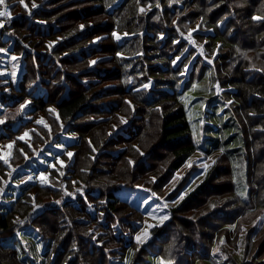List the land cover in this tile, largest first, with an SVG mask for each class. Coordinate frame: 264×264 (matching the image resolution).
<instances>
[{
    "label": "trees",
    "instance_id": "1",
    "mask_svg": "<svg viewBox=\"0 0 264 264\" xmlns=\"http://www.w3.org/2000/svg\"><path fill=\"white\" fill-rule=\"evenodd\" d=\"M36 2L41 6L32 11V20L23 9L20 19L0 31V47L23 55L25 63L18 86L8 85L11 99L2 98L5 109L0 111V120L5 122L0 124V143L28 125L13 127L21 118V104L30 98L32 114L46 113L54 136L63 130L74 136L75 156L65 181L70 189L75 180L74 184L87 190L77 195V204L69 200L57 206L51 203L53 189L39 183L23 184L13 202L0 204V264H111V255L115 259L120 255L115 264H150L152 256L166 264H264V0ZM28 3L32 7V1ZM176 17L179 29H171ZM199 18L203 30L213 29L208 45L223 44L208 70L214 85L219 82L224 92L219 95L212 88L213 95L207 99L233 100L224 111L235 120L240 145L231 146V140L212 145L208 139L210 151L219 152L217 164L188 199L170 210L167 231L160 226L152 230L160 237L157 251L123 247L124 240L113 233L115 217L124 226L140 215L135 210L143 212L131 203L127 192L121 198L118 188L142 184L160 191L199 151L180 94L204 76L191 78L183 89L180 74L184 68L173 65L182 50V43H175L180 38L178 31L186 32V25L196 24ZM221 22H225L223 30ZM11 30L14 44L3 34ZM115 31L132 37L118 43ZM141 32H146L145 38ZM160 32L168 33L163 42ZM99 35L105 36L94 44L92 39ZM52 40L57 44L51 49L48 43ZM250 70L253 73L248 74ZM148 83L154 85L146 87ZM126 98L132 100L138 117ZM50 105L57 107L61 122L48 110ZM152 115L156 123L150 121ZM122 117L131 124L124 126ZM39 131L33 133L35 144L43 142V136L50 138L47 130ZM212 131L218 130L207 124L206 132ZM20 148L31 152L28 145L17 141L13 165L25 162ZM8 171L0 161V189ZM238 180L246 182V198L237 190ZM223 190L225 199L214 202L220 210L211 211L209 199ZM88 203L97 204L95 217L87 211ZM35 206L41 210L35 211ZM205 209L210 212L203 215ZM104 214L106 226L99 221ZM189 214L193 216L184 217ZM93 223L98 224L95 233L89 231ZM100 229L105 235L93 242ZM241 231H246L238 245L242 248L233 251L227 243ZM38 247L37 261L34 249ZM192 251V256L197 254L194 259L189 258Z\"/></svg>",
    "mask_w": 264,
    "mask_h": 264
},
{
    "label": "rangeland",
    "instance_id": "2",
    "mask_svg": "<svg viewBox=\"0 0 264 264\" xmlns=\"http://www.w3.org/2000/svg\"><path fill=\"white\" fill-rule=\"evenodd\" d=\"M31 1H32V5L33 3H35L37 7H30L28 0H23V3H21V0H6V5H7L8 11L10 12V17L6 16V17H2V19H6V23L7 25H9L8 27H10V25L14 21L20 19V17L23 15L24 8L25 10L28 11V14H27L28 20H32V11L37 10L41 6V4L37 3L36 0H31ZM178 6H182V5L178 4ZM255 17H258V16H255ZM38 21L41 22V20H36V23ZM178 22H179V18L176 17L173 20V23H172L173 27L171 29H174V28L179 29ZM201 23H202V19L199 18L196 24L186 25L185 27V29H187L186 32L178 31L180 38L177 39L175 43H179V42L182 43L181 45L182 50H181V55L175 57L173 61V65L175 67L180 65L181 68L182 67L184 68L183 72L180 74V76L184 78L183 82L181 83V86L183 89H184L185 83L191 78L196 79L197 77L204 76V78L200 80L201 82L199 84H196L194 86L192 85V87L191 86L188 87L184 93L180 92L182 93L180 94L181 96L180 99L184 106L185 113L187 115V119L191 127L192 134L194 136V140L197 144H199V151L196 154H194L192 157H190L183 164L182 167H180L178 170H176L172 174V176L163 185L160 191H153L148 186H143L142 184L137 185L136 188H127L124 185L118 188L116 193L121 195V198H125V195L127 192V194L129 195L128 197H130L132 200L131 203H134V205H136V207L141 209L143 212L142 214L139 212V210H135L136 216L140 214L138 216L140 217V219L137 217L136 220L134 219L130 222H126L127 224L124 226H122L119 222L120 220L115 217L113 225L111 224L113 233L115 234L116 237L119 236L120 238L124 240L123 247H130L131 245L132 247L136 248L137 251H140L143 248L152 250V251L153 250L157 251V248H158L157 244L159 243L158 241L160 237L153 234L152 230L155 227L160 226L163 229V231L164 230L167 231L165 226L168 223V221H171L170 220L171 219L170 210L173 207H176L179 204H182V202L188 197L190 192L195 191L198 186H201L203 184V181L206 178L207 173L210 171V169L214 165L217 164V161H218L217 157L219 155V152L212 153L210 151L211 148L209 146L208 139L210 140L212 145L214 144L220 145L223 142H226L229 140H231V142L229 143L231 146L240 145L241 136L240 134H237V132L235 131V128H236L235 120L230 119L231 117L230 112L224 111L225 106L230 105L233 102V100L229 99V101L225 100V102H223L222 101L223 99H220V97L219 98L215 97V99L212 100L214 96L210 98L211 99L210 101L207 99L210 95H213L212 88H215L216 93L219 95L222 92H224L219 82H217L214 85L213 74L210 69L208 70L209 66H212L211 64H214V61L216 62V60L218 59V56L221 53V47L223 44L221 41H219L217 42L214 48H212L210 44L208 45L207 37L209 35H213L214 32H213V29L203 30L201 28ZM224 24L225 22H221L219 24L220 29L222 30L224 29V26H225ZM3 29L4 28L2 29L0 28V31H2ZM3 34L7 40L11 39L13 40V44L15 43L13 39L14 36L13 38L11 36L13 34V30H11L9 33L5 31V33ZM139 35L145 38L146 32H141ZM104 36L105 35L96 36L92 39V42H94V44H97L99 39ZM167 36H168V33H163V32L159 33V39L162 42L166 39ZM201 36L205 37V39H203V37ZM113 37H114V41H117L118 43H123L124 40L132 36L127 34V32L115 31L113 32ZM48 44L50 48L52 49V47H54L57 44V42L55 40H52ZM143 52L144 51H142L140 54H142ZM118 56L123 57L124 55L123 53H118ZM17 57H19V55L17 56L15 55V53H13L12 55H9V51L7 50V48L0 47V82L4 81L2 82L3 85L0 84V111H3L5 109L4 105L2 104V98L7 97L8 99H11L12 94H13L10 90L11 88L8 85L11 83L14 85H18L19 83L18 80H20L23 77V73L21 69L22 65L19 63V59L17 60ZM203 58H207V59L210 58L211 62L204 63ZM94 60H96V58H93L91 61H94ZM204 64H206L207 66H205ZM203 65L206 68H204ZM200 72L202 73L201 76L199 75ZM21 73L22 75L20 78ZM247 73L251 74L253 73V71L250 70ZM9 75L10 77H6ZM255 75L256 74H253L252 77H254ZM153 85L154 83H148L147 87L151 88ZM4 87H7V88L5 89ZM200 89H202V92ZM33 90L34 88L30 89L31 92ZM227 90H230L233 92L235 91L233 88H229ZM125 100L131 105L132 110H133L132 114L134 113L135 116L137 115L139 116V114L135 112V108H134V104L132 103V100L128 98H126ZM216 103H217V106H216ZM22 105H24L23 112L21 111V118L23 122L17 125H14L13 127H15V129L18 128L20 124L30 123V127L26 128L28 126H25L24 127L25 129L23 128L24 130L22 129L21 132L25 133L28 130H32V135H33V132H36L38 130V126H40L42 122L47 123L51 128V121L48 118V115L46 113L39 112L36 115L29 116L28 112L32 110L33 108L32 101L30 98H27L21 104L20 107H22ZM208 107L210 109H208ZM51 109H54V105L49 106V110ZM50 112L53 113V111H50ZM22 113H23V116H22ZM53 114L55 118H57L56 114L55 113ZM154 117L155 115H152V118L150 119V121L152 120L153 123H156V121L154 120ZM38 121H41V123H37ZM122 121H123L124 126H128L131 124V122H129V120L127 121L125 117H122ZM207 124L215 127V129H217L218 131L206 132ZM110 133L113 135L114 132L110 131ZM50 134H51L50 139H48V137L46 136H43L42 138L43 143H40V146L43 147L46 145L48 147H54V149H57V150H62V151L66 150L67 152L65 156L62 157L63 155L62 156L59 155V153L55 150L56 153L54 155L50 154L48 156H45L46 159L48 158L47 161L43 160L42 158L37 159L36 161L38 162V165L47 166V170L39 169L36 174V180L37 182H39V185L41 184L45 188H51L54 190V193L51 196L53 197L52 202H51L53 205L58 206V205L63 204L65 201H69V200L77 204V200H78L77 195L86 194L87 189L84 190L82 186L74 184L75 180L72 181L73 188L70 189V187L67 186L66 181H65L67 178L66 169L68 168V166H71L70 158H73L72 162L74 161L75 151L74 152L72 151V150H75L73 148L74 144L73 145L69 144L67 147H63L61 145L54 146L53 142L54 140H56V137H60V135H64V132L56 136H54L53 132H51ZM16 138L17 137H13L11 138V140L16 139ZM17 140L18 139H16V141ZM40 146L37 145L36 147L37 148L39 147V149H41ZM136 147H138L137 144H136ZM4 148L5 146L3 144L0 150L2 151ZM69 148H72V150ZM36 149H35V152L37 151ZM69 152L72 153L71 157L68 156ZM163 153L165 152L163 151ZM13 156H14V152H13ZM27 156H29L28 158L29 161H31V159H34L36 157V155L35 156L33 155L34 156L33 157L28 154H26V156L24 157L27 158ZM0 157H2V154L0 155ZM12 166H13L12 171L8 175L11 178L15 177L16 174L19 172V167H18L19 165L12 164ZM34 166L38 169V166L36 165ZM150 178L156 181L155 180L156 177L151 175ZM28 180L30 181L34 180L33 175H28V177H25L24 181H28ZM7 182H6V185H7ZM4 184L5 182L3 183L2 188L4 187ZM237 190L242 197L244 198L247 197V185H246L245 180L237 181ZM4 191H6V188L4 189ZM218 194L219 195H217L216 198L209 199V207H212L211 211L218 208V207H213L215 201L217 200L223 201L225 199L223 195L226 194V191L223 190L221 194L220 193ZM2 195H4V192H2ZM165 204L167 205V207H164ZM96 205L97 204H94V203H88L87 205V211H89L92 215H94V217L97 215V211L99 210ZM36 207L38 206H35V208ZM39 210H41L40 207H38V209L35 211H39ZM206 210L207 209L203 210L205 211V213L204 212L202 213L203 215H206L210 212V211L206 212ZM190 215L191 214L184 215V217H190ZM195 215H196L195 217H198V214H195ZM105 216L106 214H104L103 218L99 220L101 225L103 226L108 225L104 218ZM164 217H167V218L165 219ZM108 220L110 219L108 218ZM121 220L128 221L126 218H122ZM97 227H98V224L93 223L89 231L91 233H95ZM245 232L246 231H241L239 235H234L233 240L228 241L227 247H229L233 251H235L236 248H242L241 246H238V245L242 244L239 241L246 237V236H243ZM95 235L96 236L91 239L93 242L97 241L99 235H102V236L105 235L104 230L100 229V231L97 232ZM168 235L170 236V234ZM137 236L141 237L140 242H137V239H136ZM231 243H234L237 247H235ZM97 244L100 246L103 244V241L97 242ZM40 248L41 247L34 249L35 259L37 261L40 258V256H38L39 255L38 250ZM115 251L121 252L122 250L118 249ZM190 255H191L189 257L190 259H194L197 256V254H194V256H192L193 251L190 253ZM198 256H202V255L199 254ZM55 257L56 256H53L52 261L55 259ZM114 257L115 256L113 255L109 257V259L111 260L113 264L116 263V260L119 261L120 255L116 256L117 259H115ZM221 257L223 258L224 254L221 253ZM137 259L139 260L140 257H138ZM192 261L193 260H191V262ZM149 263L150 264H166L164 261H161L159 258H154L153 256L150 257ZM171 264H178V263L175 261ZM200 264H205V263H200Z\"/></svg>",
    "mask_w": 264,
    "mask_h": 264
},
{
    "label": "crops",
    "instance_id": "3",
    "mask_svg": "<svg viewBox=\"0 0 264 264\" xmlns=\"http://www.w3.org/2000/svg\"><path fill=\"white\" fill-rule=\"evenodd\" d=\"M25 9V8H24ZM4 10V6H0V11H3ZM0 20H2L3 22H4V27L5 26H7V23H6V19H2V17H0ZM7 21H9V20H7ZM3 27V28H4ZM2 29V28H1ZM57 42V41H56ZM8 50V49H7ZM9 51V50H8ZM9 55H12L10 52H9ZM15 55H17V54H15ZM18 56V55H17ZM23 58H24V56L22 55H19V57H17V60L19 59V63L22 65V73L24 72V70H25V63L23 62ZM22 73L20 74V78H21V75H22ZM6 77H10V75L9 76H6ZM22 79V78H21ZM21 79L20 80H18V82H20L21 81ZM2 82H4V81H2ZM2 82H0V84H2L3 85V83ZM19 84V83H18ZM37 85H39L38 83H37ZM15 87H17L18 85H14ZM3 87V86H2ZM1 87V88H2ZM7 87H5V89H6ZM32 88H34L35 89V87H32ZM31 88V89H32ZM36 92H38V90L36 91ZM21 109H22V107H21ZM48 110H49V108H48ZM50 111V110H49ZM51 111H53V113H55L56 114V117L58 118V120L61 122V120H60V117H59V112H58V109H57V107L54 105V109H51ZM56 111V112H55ZM22 112H23V109H22ZM32 112H33V108H32V110H30L29 112H28V114H29V116H32L33 114H32ZM31 114V115H30ZM21 116V115H20ZM22 116H23V113H22ZM3 121H5V120H3ZM21 122H23V120H22V118H20L19 119V122H17V124H19V123H21ZM17 124H15V125H17ZM43 124V125H42ZM42 124L40 125V126H38V130L36 131V133H40V131H39V129H45V130H47L48 132H49V135H50V138H51V132H52V128H50V126L47 124V123H43L42 122ZM28 127H26V128H29L30 127V123L27 125ZM45 128H44V127ZM25 129V128H24ZM23 129V130H24ZM22 131V130H21ZM20 131V132H21ZM18 133V135L17 136H15V137H17L16 139H18L17 141H20L21 143H24V144H26V145H28V147L30 148V154L28 153V152H25L22 148H20V150H21V152L23 153V155L24 156H26V154H28V155H31V156H35L36 155V157L34 158V159H31V161H29V156H27V158H25V162L24 163H21L18 167H19V172L16 174V176L15 177H13V178H11L10 176H8L9 178H7L6 180L8 181H6V180H4V182H5V184H4V187L2 188L1 187V191H0V204H6V205H9L11 202H13L14 200H15V198L20 194V192H21V189H22V186H23V184H25L26 182H33V183H39V182H37V180H36V174H37V171L39 170V169H46L47 170V166H45V165H38V162L36 161L37 159H40V158H42L43 160H45V161H47V159H46V157L45 156H48V155H50V154H52V155H54L55 153H56V151L59 153V155H63L62 157H64L65 156V154H66V150H64V151H62V150H57V149H54V147H48V146H43V147H41L40 146V143H43V142H40V143H37V144H35L34 143V139H33V135H32V130H28L27 132H25V133H27L28 135L27 136H25V133L23 132H21V133ZM62 132H64V135H60V137H56V140H54V142H53V145L55 146V145H61V146H63V147H67L69 144H71V145H73L74 143H75V139H74V137L72 136V135H69V134H66V132H65V130H63V131H61L60 133H62ZM34 133V132H33ZM59 133V134H60ZM58 135V134H57ZM56 136V135H55ZM21 137H23V139H21ZM49 138V139H50ZM16 139H8V140H6V141H4V142H1L0 143V149H1V146L4 144V146H5V148L1 151L0 150V155L2 154V159H3V161L5 162V161H7V162H5L6 163V166H7V168H8V175L10 174V172L12 171V168H13V166H12V162H11V160L13 159V152H15V148H16V145H17V141H16ZM74 139V140H73ZM36 147L37 145L38 146H40L41 147V149H39V147L36 149L34 146ZM9 146H11V147H9ZM35 149L37 150L36 152H35ZM69 149H71L72 150V148H69ZM33 150V151H32ZM56 150V151H55ZM73 152L75 151V150H72ZM34 152V153H33ZM74 154V153H73ZM30 156V157H31ZM33 156V157H34ZM2 159L0 160V161H2ZM72 159L73 158H70V160H71V165H72ZM2 161V162H3ZM29 161V162H28ZM3 162V163H4ZM66 162V161H65ZM4 163V164H5ZM8 163H10V164H8ZM69 164V165H70ZM34 165H36V166H38V169L34 166ZM40 167V168H39ZM66 170H68V168L66 169ZM67 172V171H66ZM28 175H33V177H34V180H32V181H30V180H28V181H24L25 180V177H28ZM67 178H68V175H67ZM6 182H7V185H6ZM41 185V184H40ZM42 186V185H41ZM6 188V191H4V189ZM2 192H4V195H2ZM0 234H3V233H0ZM4 236L5 237H8L9 236V234L7 233V234H4Z\"/></svg>",
    "mask_w": 264,
    "mask_h": 264
},
{
    "label": "snow or ice",
    "instance_id": "4",
    "mask_svg": "<svg viewBox=\"0 0 264 264\" xmlns=\"http://www.w3.org/2000/svg\"><path fill=\"white\" fill-rule=\"evenodd\" d=\"M21 3H23V0H21ZM0 6H4V10L3 11H0V17H6V16L7 17H10V12L7 9L6 0H0ZM25 7H26V5H25ZM32 7H37V5L35 3H33ZM254 19H260V17H254ZM3 27H4V22L2 20H0V28H3ZM193 43H194V41H193ZM92 63L94 64L95 61H92ZM146 87H147V85H146ZM23 107H24V105H22V109H23ZM2 123H4V121L3 120H0V124H2ZM37 123H41V121H38ZM27 135L28 134L25 133V136H27ZM21 139H23V137H21ZM9 147H11V146H9ZM68 156L71 157L72 156V153L69 152L68 153ZM0 159H2V157H0ZM5 162H7V161H5ZM164 207H167V205L165 204ZM213 207H214V205H213ZM164 218L166 219L167 217H164ZM262 219H264V218H262ZM136 239H137V242H140L141 237L140 236H137Z\"/></svg>",
    "mask_w": 264,
    "mask_h": 264
},
{
    "label": "water",
    "instance_id": "5",
    "mask_svg": "<svg viewBox=\"0 0 264 264\" xmlns=\"http://www.w3.org/2000/svg\"><path fill=\"white\" fill-rule=\"evenodd\" d=\"M204 61H205V62H211V59H207V58H205ZM37 209H38V207L35 208V210H37Z\"/></svg>",
    "mask_w": 264,
    "mask_h": 264
}]
</instances>
